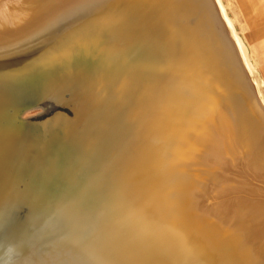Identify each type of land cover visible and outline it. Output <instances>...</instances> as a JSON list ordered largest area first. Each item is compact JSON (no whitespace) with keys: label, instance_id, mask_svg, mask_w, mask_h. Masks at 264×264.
<instances>
[{"label":"bare ground","instance_id":"obj_1","mask_svg":"<svg viewBox=\"0 0 264 264\" xmlns=\"http://www.w3.org/2000/svg\"><path fill=\"white\" fill-rule=\"evenodd\" d=\"M210 2L0 5V249L16 264H264V108Z\"/></svg>","mask_w":264,"mask_h":264},{"label":"rangeland","instance_id":"obj_2","mask_svg":"<svg viewBox=\"0 0 264 264\" xmlns=\"http://www.w3.org/2000/svg\"><path fill=\"white\" fill-rule=\"evenodd\" d=\"M14 2L16 0H0V5H2L3 2ZM224 6L225 9V13L228 16V18L230 19L236 34L240 37V40L242 41L247 56L252 64V68H253V73L250 75V73L245 69V66L243 65V63L241 62V56L240 53H238V60L241 64V67L244 71L245 77H246V81L249 82V84L252 86L255 95H256V99L260 100L258 101L261 105L262 108H264V85H260L257 86L256 83H254V81L256 82H260V81H264V67H262V62L260 59L256 58V53L254 51V43L250 42L249 39L251 38L250 36V31L254 30L253 29V22L256 19V5H261L262 0H220ZM214 2V0H213ZM215 4V2H214ZM216 9L218 10L217 5L215 4ZM219 12V10H218ZM222 18V17H221ZM222 22L224 24L225 27V32H226V36L224 34V30H222V33L225 37V39H230L233 41L234 45L235 42L232 39L228 28L225 25V22L222 18ZM229 35V36H228ZM236 46V45H235ZM220 69V67H219ZM255 79V80H254ZM259 80V81H258ZM261 88V89H260ZM259 89V91H258ZM262 92H261V91ZM36 112H38L37 110H32L27 112V115H31V114H35ZM258 182V181H257ZM255 183V181H254ZM261 184V182H259ZM264 184V183H262ZM260 190V188H259ZM261 192V191H260ZM223 197H219V198H215L212 199L211 197L209 198V196L207 195V197L204 199V205L209 206L211 209H214L212 207V205H220L223 204ZM201 207V206H200ZM205 208V206H204Z\"/></svg>","mask_w":264,"mask_h":264},{"label":"crops","instance_id":"obj_3","mask_svg":"<svg viewBox=\"0 0 264 264\" xmlns=\"http://www.w3.org/2000/svg\"><path fill=\"white\" fill-rule=\"evenodd\" d=\"M256 19L253 22V29L250 31V42L254 43L256 58L262 62L264 67V0L261 5H256Z\"/></svg>","mask_w":264,"mask_h":264},{"label":"water","instance_id":"obj_4","mask_svg":"<svg viewBox=\"0 0 264 264\" xmlns=\"http://www.w3.org/2000/svg\"><path fill=\"white\" fill-rule=\"evenodd\" d=\"M206 1H209V3H211L210 2V0H206ZM214 9V8H213ZM215 12V11H214ZM215 18H216V21L220 24V27H223V29H224V34L226 35V32H225V27H224V25H223V23H222V21H221V19H220V17H219V15L218 14H216V12H215ZM227 37V36H226ZM229 41H230V43L232 44V46L234 47V43H233V41L232 40H230L229 39ZM235 48V47H234ZM235 51V50H234ZM32 110H37L38 112H36L35 114H31V115H27L26 116V114H27V112H29V111H32ZM42 108L38 105V104H36V103H34V104H28V105H26V106H24L22 109H21V111L18 113V116H19V118L20 119H23V120H30V121H37L40 117H41V115H42ZM11 116H4L3 118H2V120L0 121V128H1V131L2 132H7V128L9 127L8 125H6L7 124V122L9 123L10 121H8V119L10 118ZM10 125V124H9Z\"/></svg>","mask_w":264,"mask_h":264},{"label":"clouds","instance_id":"obj_5","mask_svg":"<svg viewBox=\"0 0 264 264\" xmlns=\"http://www.w3.org/2000/svg\"><path fill=\"white\" fill-rule=\"evenodd\" d=\"M19 254L18 247L9 243L0 249V264H16V257Z\"/></svg>","mask_w":264,"mask_h":264}]
</instances>
